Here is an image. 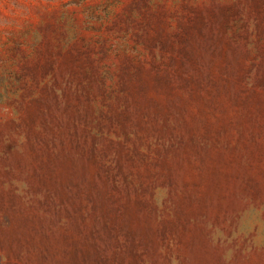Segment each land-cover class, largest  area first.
Returning <instances> with one entry per match:
<instances>
[{"label":"rangeland","instance_id":"1","mask_svg":"<svg viewBox=\"0 0 264 264\" xmlns=\"http://www.w3.org/2000/svg\"><path fill=\"white\" fill-rule=\"evenodd\" d=\"M0 264H264V0H0Z\"/></svg>","mask_w":264,"mask_h":264}]
</instances>
